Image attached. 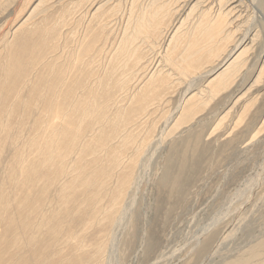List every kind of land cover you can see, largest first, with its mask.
Wrapping results in <instances>:
<instances>
[{
  "label": "bare ground",
  "instance_id": "bare-ground-1",
  "mask_svg": "<svg viewBox=\"0 0 264 264\" xmlns=\"http://www.w3.org/2000/svg\"><path fill=\"white\" fill-rule=\"evenodd\" d=\"M44 2L1 37L0 264H103L160 120L173 118L168 140L221 94L263 84L264 0H71L30 23ZM178 144L158 179L172 193ZM226 264H264V234Z\"/></svg>",
  "mask_w": 264,
  "mask_h": 264
},
{
  "label": "rangeland",
  "instance_id": "rangeland-1",
  "mask_svg": "<svg viewBox=\"0 0 264 264\" xmlns=\"http://www.w3.org/2000/svg\"><path fill=\"white\" fill-rule=\"evenodd\" d=\"M21 1L0 0V48L3 45L2 35L13 31L18 17L27 14L36 0L27 8L20 7ZM70 1L45 0L41 9L33 13L30 23L41 18L44 8L66 7ZM19 10L23 12L19 13ZM70 23L71 21L68 25ZM70 30V26H67L61 32ZM38 42L40 41L37 40ZM45 62L44 60L43 64ZM263 84H258L248 93H243L245 90L237 88L221 94L206 108L198 111L193 120L183 124L178 131L175 130L168 140H165L167 138L164 135L168 133L165 131L173 118L168 121L167 127L164 126L165 120L163 123L160 120L161 125L159 123V128L155 131L157 134L159 130V135H154L152 145L150 144V148L148 146L149 149L139 159L136 182L132 184L130 197L128 196L130 200H127L126 196V206L122 205V214L119 213L111 230L113 234L110 233L106 247L108 257H105L103 264H226L244 254L249 245L262 238ZM171 98L168 114L175 117L179 96L174 95ZM235 102L236 104L232 105ZM246 104L248 108L243 111ZM224 114H227L226 119L215 127L219 122L217 118L222 119ZM16 121L17 119L14 122ZM157 137H160V141ZM26 138L21 136L18 142L24 144ZM186 140L189 148L184 152L181 164L180 171L183 175L180 181L176 182L180 193H172L168 186H160V176L167 168L165 160L174 148L173 144L179 142V147ZM180 147L179 151L182 145ZM0 154L2 172L12 158V152L5 147L0 150ZM2 178L3 174L0 173V180ZM3 234L4 228L1 225L0 239L4 238ZM3 251L4 248L0 249L2 256Z\"/></svg>",
  "mask_w": 264,
  "mask_h": 264
}]
</instances>
